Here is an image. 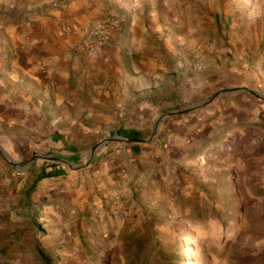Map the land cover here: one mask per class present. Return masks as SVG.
Instances as JSON below:
<instances>
[{
	"label": "rangeland",
	"instance_id": "374dc122",
	"mask_svg": "<svg viewBox=\"0 0 264 264\" xmlns=\"http://www.w3.org/2000/svg\"><path fill=\"white\" fill-rule=\"evenodd\" d=\"M100 1L124 22L118 46L128 82L120 89L129 92L112 135L71 163L83 164L119 129L152 140L138 155L122 143L103 174L69 181L66 195L87 200L67 206L54 187L40 194L42 181L30 192L55 156L0 131V264H264V0L92 4ZM21 4H0V21ZM35 4L30 12L41 11ZM221 92L205 107L167 115ZM99 179L105 189L90 191Z\"/></svg>",
	"mask_w": 264,
	"mask_h": 264
},
{
	"label": "crops",
	"instance_id": "0c3cea01",
	"mask_svg": "<svg viewBox=\"0 0 264 264\" xmlns=\"http://www.w3.org/2000/svg\"><path fill=\"white\" fill-rule=\"evenodd\" d=\"M50 1L53 0H22L18 13L0 21V131H9L12 136L8 141L16 146L20 143L29 149L39 148L71 163L81 158L83 147L95 143L100 135L111 136V121L125 114L120 109V99L129 92L124 89L128 82L123 63L126 57L118 46L120 33L114 36L112 47L103 57L87 58L76 50L81 38L76 30L94 23L101 6L99 17L106 15V5L101 1L94 6L92 0H62V4L42 11V6ZM13 2L0 0L7 6ZM33 3L41 11L30 12ZM122 85L125 87L121 91ZM136 94L139 97L140 91L133 93ZM130 130L140 132L142 138L139 129ZM118 136L122 135L112 138ZM122 143L129 145L128 150L135 155L144 145L114 139L94 155L85 176L75 171L69 175L65 170L64 176L41 180L38 192L42 194L54 187L58 189L54 198L61 204L76 202L81 206L79 202H86V195L81 196V191L66 195L72 188L69 181L80 177L89 181L91 174H103L109 160L122 151ZM82 158L86 163L88 158ZM47 170H52V166ZM104 186L99 179L90 191L99 193ZM105 198L108 197L104 196L102 202H106ZM92 203L100 205L101 200L96 198Z\"/></svg>",
	"mask_w": 264,
	"mask_h": 264
},
{
	"label": "built area",
	"instance_id": "2783aa9c",
	"mask_svg": "<svg viewBox=\"0 0 264 264\" xmlns=\"http://www.w3.org/2000/svg\"><path fill=\"white\" fill-rule=\"evenodd\" d=\"M123 27V19L112 12L96 20L87 28L76 30L81 35L80 41L76 45L77 52L87 58L105 56L113 45L114 36L120 33ZM113 203L119 207L121 197L115 198Z\"/></svg>",
	"mask_w": 264,
	"mask_h": 264
},
{
	"label": "water",
	"instance_id": "95a60500",
	"mask_svg": "<svg viewBox=\"0 0 264 264\" xmlns=\"http://www.w3.org/2000/svg\"><path fill=\"white\" fill-rule=\"evenodd\" d=\"M226 92L218 93V94L208 98L207 100L203 101L202 103L194 106L193 108L169 112V113H167V115H172L174 113H186V112L194 110L196 108L205 107L208 104H210L211 102H213L214 100H216L217 98L221 97L222 95H225ZM160 121H161V119H159V121L156 124V128L154 130L153 136H155L157 131H158V126H159ZM114 139H118V140L124 141V142L129 143V144H146V143L151 142V140H152V138L151 139H143V138H132V137H125V136H118V137H113V138L103 140L100 143H97L94 147H92L88 151V160L86 161V163L81 164V165H74V164H71V163L63 160V159L57 158V157H46V158L50 159L52 161H55L57 163H62L64 165H66L72 171H80V170H82V169H84L90 165L94 155L99 151V149H101L104 145H106L108 142L113 141Z\"/></svg>",
	"mask_w": 264,
	"mask_h": 264
},
{
	"label": "trees",
	"instance_id": "16d2710c",
	"mask_svg": "<svg viewBox=\"0 0 264 264\" xmlns=\"http://www.w3.org/2000/svg\"><path fill=\"white\" fill-rule=\"evenodd\" d=\"M118 135L126 136V137H132V138H141V133L136 130H123L120 129L117 132ZM136 151L138 152V149L136 147ZM52 170L43 169L41 173L38 175V177L34 180L30 187V192L34 191L38 185V183L47 178H55L66 175L65 168H63L60 164L53 163Z\"/></svg>",
	"mask_w": 264,
	"mask_h": 264
}]
</instances>
